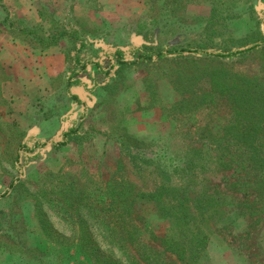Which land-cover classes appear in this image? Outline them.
Listing matches in <instances>:
<instances>
[{"label":"rangeland","instance_id":"rangeland-1","mask_svg":"<svg viewBox=\"0 0 264 264\" xmlns=\"http://www.w3.org/2000/svg\"><path fill=\"white\" fill-rule=\"evenodd\" d=\"M5 2L9 5H0V264H93L85 254L92 248L90 236L81 228L100 221L92 211L102 209L99 201L108 183L116 188L114 193L131 189L147 194L166 182L153 163L136 161L134 166L127 148L166 161L170 170L174 165L182 168L185 157L195 152L197 165L180 170L171 181L172 188L183 193L184 208L192 217L199 215L197 199L216 200L217 212L207 224L211 241L200 264H264V194L259 196L252 183L261 175L250 165L243 146L218 139V126L225 120L222 104L211 103L200 110L170 108L185 93L189 97L186 91L194 82L187 78L208 71L218 69L264 84V46L225 59L185 55L123 67L113 56L121 48L124 59L131 62L134 50L145 44L163 51L202 41L213 46L206 51H234L249 35L264 37V0H186L187 4L124 0L123 15L105 19L96 15L76 22L89 34L90 45L82 52L87 70L80 73L69 63L57 75L52 74L53 64L43 60L49 52L40 51L30 39H9L4 18L26 20L48 34L49 29L60 27L51 26L49 15L61 3ZM92 4L97 8L101 2ZM42 5L48 7L40 18ZM60 18L72 24L70 16ZM211 25L212 40L206 32ZM73 81L81 86H69ZM201 88L208 86L203 83ZM77 91L82 101L73 99L71 93ZM71 127L85 133L81 146L56 147ZM137 163L143 170H135ZM68 186L80 202L68 196ZM168 201V197L158 204L143 200L131 208V214L127 208L113 210L127 240L120 235L107 238L98 228L99 248L94 250L105 257L113 251L118 264L143 263L135 257L133 240L147 247L144 252L151 247L159 254L162 248L156 239L174 227L173 216L164 212L171 209ZM163 258L178 264L169 253H163Z\"/></svg>","mask_w":264,"mask_h":264},{"label":"trees","instance_id":"trees-1","mask_svg":"<svg viewBox=\"0 0 264 264\" xmlns=\"http://www.w3.org/2000/svg\"><path fill=\"white\" fill-rule=\"evenodd\" d=\"M46 7L48 6L44 5L40 8V18H42V15L44 16L45 11L47 10ZM51 9L49 15L51 18V26L59 25L60 27H58V29L51 28L49 29L48 34H42L36 28H32L26 20H9L8 18H4L7 34L13 39H30V42H35L37 44L36 48H40L41 50L47 49L51 46H58L59 42L64 41L66 43L64 46L66 63H71L80 73L86 72L88 63L81 60L80 54L90 44L88 39H86V36L89 34L76 27L79 22L75 17L70 16L72 24L75 25V27L72 28V24L69 21L63 22V19L57 15L56 8L52 7ZM206 32L208 38H211V40L215 37V31L213 30L212 25L210 30L206 29ZM217 35L218 34H216V36ZM238 43H241L240 48L235 46L234 48L236 49L234 51L229 50L218 53L206 51L208 48L213 47L212 44H209L207 41H202L194 46H188L186 48H173L163 51H156L153 49L152 45L145 44L144 48L134 50L131 55H134L135 58L131 62L124 59L126 56L124 49H116L113 56H115L116 64L120 67L149 63L154 59L161 61L168 57L182 58L185 55H199L205 58L225 59L264 46V37H260V34L256 33L245 37ZM106 75H108V73H106ZM72 76L74 77L76 74ZM186 80L194 82L192 86L189 87L191 90L186 91L187 96L189 95V97L185 98V93L181 98V101L172 105L170 108L184 106L186 108L190 107L191 109L200 110L201 108L207 109L210 107L209 104L211 103L222 104L221 106L224 109L221 110V113H223L221 118H225V120L218 126L217 137L219 140H227L228 142L232 141V143L240 144L247 150L249 155L248 160L251 161L250 165L252 164L261 175V178H258L257 182H252L255 184L256 188L260 190L259 196H261L262 193L264 194V84L236 74L220 72L218 69L208 71L194 78H187ZM203 83L208 86L207 90L201 88ZM71 85H80V82L73 81L72 84H69V86ZM190 96H193V98ZM194 96L196 97L194 98ZM75 98L76 97H73V99ZM84 136L85 133H80L78 127H71L63 133L64 140L57 144L56 147L81 146ZM126 152L129 156L130 162H132L134 166L136 161H141L144 165H146L145 163H153L157 170H159L160 175L164 177V181H166L165 184L167 182L169 183L168 185L158 183L156 189L147 194H137L131 189H124L118 193H114L116 188L108 183L109 188L107 193L104 191L105 197L99 201V203L103 204L102 209L99 211L94 209L92 211L96 213V216L100 218V221L97 220L94 225L85 223L81 228L82 233L85 234V236H90L89 240L91 241H88L90 246H92L91 250L85 254L93 264L120 263L115 259L113 251H110L105 257L104 252L99 254L98 250H94L93 247L99 248V243L95 241L97 229H101V233L105 232L107 238L114 240L116 236L120 235L123 241L126 242L127 238L124 236V233H122L126 230L124 229V226L117 223L119 219L114 217L115 214L124 208H127L129 214H131V208L143 200L149 202L153 201L158 204L159 202L162 203V198L168 197L171 209L164 212H166L165 216H173L174 227L171 232L166 234L163 238L156 239L158 244L160 243L159 245L162 248V252L158 254L150 247L146 253L144 252V249H147V247L140 243L136 245L137 243L133 240L130 241V245L135 244L134 247L137 252L135 257H137V259H143L142 264H171L163 258V253H169L175 257L178 264H200L206 256V248L211 241V235L207 230V224L209 221L213 220L212 217L216 214L215 212H217L216 200L213 198L197 199L195 203L199 215L197 218L192 217L184 208L185 197L183 193L178 194V190L172 188L171 181V177L173 175H178L180 170H191L192 167L197 165L193 161V155L195 152L191 151L190 155L192 156L185 157L182 162V168L174 165L171 170L169 169V166L166 165V161H163L160 158L149 159L142 154H134L133 151H129V148H127ZM198 155L199 152H196L195 158H197ZM169 162L171 164L172 160H169ZM142 166L141 163H137L135 170H143ZM67 189L68 196H75L73 188L68 186ZM76 198L77 201L80 202V199L78 197ZM74 201L73 198L69 199V203L71 204ZM66 203L70 205L67 201ZM37 206L39 207L40 205L37 203ZM175 209L177 212H175ZM113 210L116 213H112ZM78 212L80 211L76 210L75 215L79 220L78 222H81V219L78 218L80 217ZM107 212L114 215L109 216ZM72 224L75 226V222ZM106 232L109 236L106 235ZM140 236L136 235L138 242L142 241ZM80 246L81 248L83 247L82 243H80ZM137 262L140 263V260H137Z\"/></svg>","mask_w":264,"mask_h":264},{"label":"crops","instance_id":"crops-1","mask_svg":"<svg viewBox=\"0 0 264 264\" xmlns=\"http://www.w3.org/2000/svg\"><path fill=\"white\" fill-rule=\"evenodd\" d=\"M53 1V0H52ZM56 1V0H54ZM61 3L60 6H56L57 9V15L59 17H64V16H73L78 20L82 19H91L93 16L98 15L100 18H107L108 15H118L122 13L123 15V7L122 5L124 4V0H120V3H117V0H57ZM182 0H179V2ZM92 2H96L97 4L101 2V5L99 4L96 7H93ZM184 2L187 4L186 0ZM1 6H8L9 3H6L5 0L2 1ZM39 7L36 8V10ZM117 9H119V13L116 12ZM121 15V14H120ZM39 17V16H38ZM5 32V30L3 29ZM4 39V37H3ZM9 39L12 40V38L9 36ZM7 41L6 39L4 42ZM65 42L61 41L59 42L58 46H51L47 49L40 50V51H46L49 52L48 57H43V60L48 61L53 64V75L54 74H60L64 70H66L65 65L66 59H65V51H62V49H65ZM90 45V44H89ZM88 45V46H89ZM53 50V51H52ZM83 50L82 52H84ZM81 52L80 57L83 62H86L83 53ZM54 55V56H53ZM3 64V63H2ZM68 65V64H67ZM59 68V69H58ZM51 69V68H50ZM73 86V85H72ZM81 86V83H80ZM73 97H76V100L82 101V97L78 93H71Z\"/></svg>","mask_w":264,"mask_h":264}]
</instances>
